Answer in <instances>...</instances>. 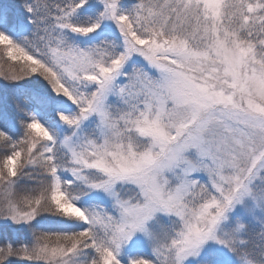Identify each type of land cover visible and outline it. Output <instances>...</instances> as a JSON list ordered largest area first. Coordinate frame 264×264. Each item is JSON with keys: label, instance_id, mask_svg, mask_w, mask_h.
<instances>
[{"label": "snow or ice", "instance_id": "1", "mask_svg": "<svg viewBox=\"0 0 264 264\" xmlns=\"http://www.w3.org/2000/svg\"><path fill=\"white\" fill-rule=\"evenodd\" d=\"M0 81V264H264V0L0 4Z\"/></svg>", "mask_w": 264, "mask_h": 264}, {"label": "trees", "instance_id": "2", "mask_svg": "<svg viewBox=\"0 0 264 264\" xmlns=\"http://www.w3.org/2000/svg\"><path fill=\"white\" fill-rule=\"evenodd\" d=\"M19 3V0H0V4H17ZM3 81H0V94H2L3 91ZM12 101L9 100V104L11 105ZM11 110V109H10Z\"/></svg>", "mask_w": 264, "mask_h": 264}, {"label": "rangeland", "instance_id": "3", "mask_svg": "<svg viewBox=\"0 0 264 264\" xmlns=\"http://www.w3.org/2000/svg\"><path fill=\"white\" fill-rule=\"evenodd\" d=\"M2 87H3V85H2Z\"/></svg>", "mask_w": 264, "mask_h": 264}]
</instances>
